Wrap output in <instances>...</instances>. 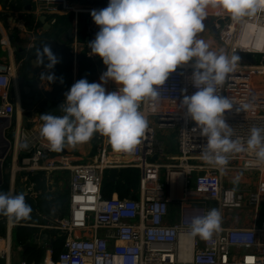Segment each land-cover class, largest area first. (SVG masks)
Wrapping results in <instances>:
<instances>
[{"label": "built area", "instance_id": "obj_1", "mask_svg": "<svg viewBox=\"0 0 264 264\" xmlns=\"http://www.w3.org/2000/svg\"><path fill=\"white\" fill-rule=\"evenodd\" d=\"M31 2L43 5L53 14L51 24H56L57 14L74 9L70 0ZM260 2L264 5V0ZM103 7L106 6L74 9L77 16L87 15L92 40L100 26L90 13L92 9ZM219 17L214 24L219 30L218 36L228 46L227 55L236 54L240 59L225 83L216 87L218 94L228 96L235 102L233 108L226 111L225 119L233 128V138L245 142L252 127L264 128V48L259 50L251 45L252 41L254 43L258 39L256 28L264 26V7L239 20H234L229 13ZM226 17L230 19L226 23L219 21ZM245 37L250 38L249 46L243 42ZM6 44L2 43L3 46ZM74 51L76 53L77 49L74 48ZM253 58L256 59L255 63L251 62ZM18 66L0 64V118L12 121L17 113L13 87L17 83ZM192 72V62L178 66L165 84L158 86L160 96L155 108L152 101L141 102L149 130L131 153L113 150L108 138L97 133L95 159L79 163L71 155L55 154L47 147V141L40 135V126L25 127L18 123L7 128V131L12 129L16 136L21 154L11 171L13 176L21 173L22 180L26 182L22 190L25 198L37 197L43 192L38 182L31 178L34 173L43 172L47 176L55 172L68 173L69 214L54 220V226L66 234L63 249L56 259L39 264H264V224L245 227L224 226L221 223L220 230L207 239L190 234L192 219L210 210L207 207L209 200L216 202L220 212L223 208L244 206L258 209L264 194V165H256L255 154L251 150L230 154L223 174L217 166L203 160L202 149L206 138L200 135L198 128H194L195 121L185 115L186 108L180 103L183 95L196 91L190 79ZM117 87L113 81L109 91ZM181 89L187 91L182 93ZM64 99L59 100L61 108ZM239 106L241 110L236 111ZM41 122L40 118L31 119L34 125ZM156 128L176 132L178 155L171 157L174 162L159 160V156L164 155V147L162 140L157 138ZM25 143L27 147L23 146ZM115 167L140 170V198L107 197L103 194L104 179L109 170ZM179 172L184 176L180 187L183 189L180 219L177 223L169 224L166 222L169 202L179 189V180L173 173ZM228 172L258 173L260 179L256 188L239 190L225 184L224 178ZM162 173L168 191L160 181ZM193 176L197 177V181L213 178V186L210 189L191 186L189 183H192ZM228 190L233 191V198L225 203V192ZM10 194H15L11 187ZM6 222L7 232L0 236V242L4 240L0 256L11 250L12 230L25 224L8 217ZM185 238H189V242H183ZM49 251L53 253L51 248ZM184 252L190 253V256L186 258ZM21 264H27V261L23 260Z\"/></svg>", "mask_w": 264, "mask_h": 264}, {"label": "clouds", "instance_id": "obj_2", "mask_svg": "<svg viewBox=\"0 0 264 264\" xmlns=\"http://www.w3.org/2000/svg\"><path fill=\"white\" fill-rule=\"evenodd\" d=\"M209 7L220 10L218 15L227 12L239 20L264 5L260 0H108L106 7L92 9L90 14L100 27L88 45L107 68L100 82H89L85 77L71 85L64 94L62 115L41 113L40 135L46 146L59 151L66 145L88 142L99 133L108 138L113 150L133 152L149 130L141 102L152 101L155 108L158 86L164 85L178 66L192 62L190 79L196 91L183 95L180 103L186 108L185 115L195 121L194 128L206 138L203 160L223 174L230 154L251 150L256 165H264V128L252 127L246 141L241 142L233 138V128L225 119L235 102L218 94L216 86L223 85L235 71L240 57L211 50L207 42L197 38ZM59 61L50 44L43 43L37 50L38 66L50 70ZM40 78L52 82L56 76L49 71L41 72ZM109 80L118 85L116 90L106 89ZM240 110V106L236 108ZM232 198L233 191H226L225 203ZM31 213L24 192L13 195L0 191V214L19 221L30 218ZM220 227L221 212L212 208L192 219L190 234L207 239Z\"/></svg>", "mask_w": 264, "mask_h": 264}, {"label": "crops", "instance_id": "obj_3", "mask_svg": "<svg viewBox=\"0 0 264 264\" xmlns=\"http://www.w3.org/2000/svg\"><path fill=\"white\" fill-rule=\"evenodd\" d=\"M70 2L72 6H74V9H77L79 7L81 8L83 6H92V5L95 7L105 6L103 5L105 3L98 1L92 3L89 2L83 3L81 0H70ZM31 3H32V9L30 10L26 7V4L23 3V0H0V64H13L18 66L19 63L21 62V64L17 67V71H18V68L22 65V63H24L25 58L28 55L30 54L33 55L34 52V55L31 59L32 62L33 58H36L37 50L40 47L42 48L43 43H48L51 45L53 52L60 57V60L61 59L64 60V57H66L67 54L71 59V71L69 76L70 82L67 84L68 89L76 80L80 78L86 77L89 80V82H93V81L100 82L99 81L100 75L102 74L103 71L106 70L107 66L103 63L102 57H100L98 54H95L96 56L95 57L92 52L90 53L91 49L88 45V42L92 40V36L88 28L87 15L79 14L77 16L74 13L75 10L72 9L68 12L57 14L59 16H68V15L71 16V24L68 18L66 20H63L62 17L60 22H58V24H51V18L53 17V14L47 11L45 7H43V5L41 4H37L34 2ZM217 12H218L217 10L215 12L210 11L208 12V15L213 16V13L217 14ZM44 16L45 19L43 20L42 18ZM219 18L220 17L218 16L216 19ZM47 23L51 24V28L49 30L45 29V25ZM69 28H72V34H73L72 37H69L67 33ZM205 29L211 30L208 27H205ZM212 33L214 34L213 31ZM6 42L7 44L3 46L2 43H6ZM69 44H70V50L67 52V48ZM74 48L77 49L76 53L74 51ZM45 63H47L46 58H45ZM57 65L58 63L54 66L53 69L49 70V69H45L43 66H38V65L35 66L32 62L33 82L31 86V92L25 91V94L22 93V90L20 91L21 87L19 85V80L17 78V83L13 87V96L15 98V102L17 106V113L13 118L15 124H18L21 117H23V115L27 114V112L29 111L30 113L26 117L29 127H34V128H36L37 126L42 127L43 124L42 120H41L42 121L41 124L38 125L36 124L34 125L31 123V119L35 118L38 120V118H40L39 116H41V113H43V111L36 110L34 108L35 105L28 104L27 102V98L34 96L35 94H40L42 97H47L49 100H51L53 102L52 106L55 109L54 114L57 115L58 113L57 110L59 106L56 103L57 102V100H55L56 97L52 95L54 90L57 89V75H56ZM49 71L54 72L56 76V79L52 82H47L46 80H42L40 78L41 72H49ZM112 82H113L112 80H109L105 85L108 91ZM27 85L28 84H26V86ZM67 88L63 89L62 92L65 93L67 91ZM21 95L25 96L24 103H21L23 102ZM19 102L21 104L20 107L21 115H19L18 117V112L20 113ZM60 115H62V111L60 112ZM20 123H22V119ZM173 133L175 136L174 137L175 145L172 142L173 145L171 149L169 148V151H167L166 149L167 144L165 145V140L159 138V140H162L161 142H163V147H164L163 148L164 155L159 156V160L164 163L174 162L175 160H173L171 157H175L178 155L177 140L175 134L176 132L173 131ZM96 135L97 133H95L88 142L78 144L76 146L66 145L61 150L54 151V153L69 154L72 156L75 162H79V163L93 161L96 157L95 156L96 150L94 147ZM173 148H175L176 151L174 149V151L171 152ZM10 154H11V167H13L15 162L19 161L21 156L18 149V144L16 142V136L14 137V143ZM67 177H68L67 172L66 173L55 172L54 174H51L49 176H47L44 173V178L47 179V185L49 186L50 191L53 192L52 196L61 198L63 203L59 201L57 203L55 202L50 212L38 211L37 215L34 216L35 220L33 222L25 223L30 226L38 228L37 232L33 236V242H27V243H30V245L37 244L39 246L41 245L45 247V256L40 263L42 262L47 263L50 262L52 259H54L53 253H51L49 249L51 248L53 250L52 247L53 242L56 239L60 237L65 239L66 237V234L62 230L54 226V220L57 217L64 218L69 214V204H68L69 185H68ZM237 177H239L238 180H241L242 185L239 182H236L241 186L240 188L237 187L234 188L241 190L256 188L260 179L258 173L248 174L244 172L243 173L228 172L225 174L224 182L227 186L233 187L231 186L230 183H232L234 179L235 181H237L236 180ZM9 181H10L11 191H13L15 194L22 192V190L26 186V182H24L21 178V173L17 174V176H13L11 170H10ZM160 181L164 182L165 188L168 191V187L165 183L166 179L164 173H162ZM61 182L63 183L62 186H61ZM64 182L66 183L64 184ZM213 183H214L213 178H209L208 180L201 179L197 181V177L193 176L192 183L190 182L189 185L191 186L195 185L194 187L197 186V187H205L206 189H210L213 186ZM139 193L141 195V189H139ZM113 195L119 196L117 192H115ZM174 196L175 198H173L169 202V214L166 218V222L169 224L177 223L180 219V201L183 198V189L181 188L177 189ZM37 197H32V198L36 199ZM261 204H264V194L262 196L258 209H255L252 206H244L242 208H223L221 210V223L224 226H235L233 223H227V220L225 219L226 211H233V212L236 211L238 215H247L248 212L246 211V209L250 208L255 213L253 218H249L250 219L249 221L239 226L250 227L256 223L258 226H262L264 224V221L263 224L261 225L260 222L262 221L259 218L260 215L259 211L261 208ZM207 207L209 209L217 208V204L215 201L209 200L207 202ZM62 212H64L63 215H61ZM245 219H247V217ZM18 226H16L12 230L11 250L9 252H5L2 256H0V264H21L23 260L27 261L26 251L30 245L26 247L27 243L26 244L18 243L17 241ZM184 256L187 258L190 256V253L184 252ZM27 264H37V263H35L34 261L33 262L27 261Z\"/></svg>", "mask_w": 264, "mask_h": 264}, {"label": "trees", "instance_id": "obj_4", "mask_svg": "<svg viewBox=\"0 0 264 264\" xmlns=\"http://www.w3.org/2000/svg\"><path fill=\"white\" fill-rule=\"evenodd\" d=\"M57 22H60L61 17L63 20L67 18L71 24V16H59L56 15ZM82 18V17H81ZM69 24V25H70ZM68 42V41H67ZM70 50V44L67 48V52ZM34 55V52H33ZM33 55H28L25 58L24 63L18 68L17 75L19 80V85L21 87L22 93L25 94V87L30 80V73L33 70L31 59ZM71 71V59L66 55L64 60L61 59L58 62L56 67V75H57V89L54 90V97L57 100L58 110L57 115H60L62 108L60 107L59 100L63 98L65 93L62 92L63 89L67 88V84L70 82L69 76ZM61 78L63 82H61ZM68 91V88H67ZM32 105V104H31ZM35 105V104H33ZM44 112V111H43ZM6 163V164H5ZM4 165H8V161H5ZM10 166V165H9ZM11 168V167H10ZM10 171L3 173V182L0 183V191H4L10 193V181H9ZM31 178L37 180L38 187L43 190V192L38 195L36 199L32 197H27L26 202L29 203L32 207V213L30 214V218L20 220L24 223H31L35 220L34 216L37 215L38 211L41 212H50L51 208L54 206L56 202H62L61 198H57L52 196V193L47 185V180L44 178L43 172L34 173ZM140 170L137 168H122L118 174V181L114 183L107 179V176L104 179L102 191L103 194L107 197L113 196L115 192L119 194L120 197H132L138 199L140 197L139 189H140ZM62 212L61 215H63ZM7 216L0 214V236H4L7 232ZM38 228L30 226L28 224L19 225L17 227V241L20 244H26L27 242H33V236L37 232ZM64 238L60 237L53 242V257L56 259L63 249ZM27 261L35 262L39 264L45 256V247L39 246L37 244L30 245L26 251Z\"/></svg>", "mask_w": 264, "mask_h": 264}, {"label": "rangeland", "instance_id": "obj_5", "mask_svg": "<svg viewBox=\"0 0 264 264\" xmlns=\"http://www.w3.org/2000/svg\"><path fill=\"white\" fill-rule=\"evenodd\" d=\"M105 1L104 0H99L98 2L105 3L103 5L106 6L108 4V0L106 1L107 3ZM216 10L219 11L218 9L208 8L207 12H210V11L215 12ZM221 14H226V12L225 13L223 12ZM216 16L218 17L219 15L213 13V16L212 15H207L206 16L205 20L203 21L204 27L197 34V38L203 39L205 42H207L209 44L211 50H214V51H217V52L223 51L225 54H228V46H226V44L222 41L221 37L220 36H215L212 33L211 30L205 29V27H207L210 24L211 21H214L217 18ZM216 20H218V19H216ZM228 20H230L229 17H226V19H221L219 21H221L222 23H226ZM250 56H253V55H250ZM257 57L260 58L259 55H257ZM20 91H21V88H20ZM21 97H22V101H23L21 103H24L25 102V96L21 95ZM19 111H20V113L18 112V117H19V115H21L20 107H19ZM13 125H15L14 120H13ZM156 135H157V138H161L162 140H165V145L167 144V148H166L167 151H169V148L171 149L173 143L175 145V142H174V137L175 136H174L173 131L167 130V129L156 128ZM6 136L14 143V134H13L12 129H10L9 131H6ZM174 149L175 148H173L171 150V152L174 151ZM175 151H176V149H175ZM5 161H8V165H3V173L9 172L11 170V168H10L11 167V154H9L8 158ZM163 181H162V183L164 184ZM234 181H235V179H234ZM234 181L232 183H230L231 186L240 188V186L242 185L241 184V180H237L235 182ZM236 182H239L241 185L237 184ZM65 183L66 182H64V184ZM62 185H63V183L61 182V186ZM59 186H60V184H59ZM239 190H241V189H239ZM246 211L248 212L247 215H238L236 213V211H234V212L233 211H226V213H225L226 214V218L225 219L227 220V223H233L234 225H243V224H245V222L250 220L249 218H253V216L255 214L254 211L252 209H250V208L246 209ZM259 212H260L259 218L262 221V222H260V224L262 225L263 221H264V204H261V208H260ZM246 217H247V219H245Z\"/></svg>", "mask_w": 264, "mask_h": 264}, {"label": "water", "instance_id": "obj_6", "mask_svg": "<svg viewBox=\"0 0 264 264\" xmlns=\"http://www.w3.org/2000/svg\"><path fill=\"white\" fill-rule=\"evenodd\" d=\"M83 3H92V2H96L99 0H81ZM23 3L26 4V7L28 9H32V3L31 0H23ZM59 8H61V6H59ZM43 20L45 19V16L42 18ZM208 28H210L214 34L216 36L219 35V30L216 27V25L214 24V22H210V24L207 26ZM51 28V24H46L45 25V29L49 30ZM45 31V30H44ZM69 37H72V28H69L67 31ZM36 58H33L32 62L33 64L36 66V62H35ZM252 63L256 62V59L253 58L251 59ZM32 82H33V72L30 73V80L28 82V85L25 87V91L26 92H31V86H32ZM27 102L28 104H35V109L38 111H44L50 114H54L55 113V109L53 108V102L51 100H49L47 97H42L40 94H35L34 96H31L29 98H27ZM29 111L27 112V114L23 115L22 117V125L25 127H28V121L26 119L27 115H29ZM39 114V113H38ZM13 125V121L11 119L8 118H0V183L3 182V164L5 162V160L8 158L11 149L13 147V142L6 136V131L7 128ZM156 156H154L155 158ZM120 172L119 168H111L108 172L107 175V179L117 183L118 181V174ZM30 243H27L26 247L29 246Z\"/></svg>", "mask_w": 264, "mask_h": 264}, {"label": "bare ground", "instance_id": "obj_7", "mask_svg": "<svg viewBox=\"0 0 264 264\" xmlns=\"http://www.w3.org/2000/svg\"><path fill=\"white\" fill-rule=\"evenodd\" d=\"M260 26H262V27H260V28H256L257 29V33H258V39H257V41L256 42H254L253 43V41L251 42V45L253 44V45H255V48H257V49H263L264 48V26L263 25H260ZM250 41V38H248V37H245V39H244V43H245V46H249V42ZM19 104H20V102H19ZM19 107H21V104H20V106ZM21 119H22V117H21ZM21 119L19 120V123L21 122ZM173 175H174V177H176V178H178V180H179V188L182 186V184H183V179H184V176H183V174H182V172H179V173H173ZM183 242H189V238H185L184 240H183ZM4 245V240H1V242H0V247H2Z\"/></svg>", "mask_w": 264, "mask_h": 264}]
</instances>
